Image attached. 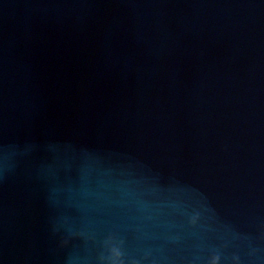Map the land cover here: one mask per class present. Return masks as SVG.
Returning a JSON list of instances; mask_svg holds the SVG:
<instances>
[{"label":"water","instance_id":"water-1","mask_svg":"<svg viewBox=\"0 0 264 264\" xmlns=\"http://www.w3.org/2000/svg\"><path fill=\"white\" fill-rule=\"evenodd\" d=\"M0 264H264V0H0Z\"/></svg>","mask_w":264,"mask_h":264}]
</instances>
